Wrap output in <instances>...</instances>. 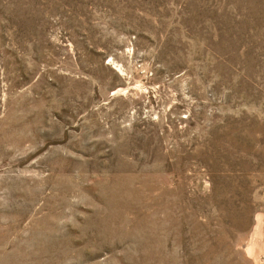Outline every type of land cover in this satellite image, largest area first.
<instances>
[{
    "label": "rangeland",
    "instance_id": "374dc122",
    "mask_svg": "<svg viewBox=\"0 0 264 264\" xmlns=\"http://www.w3.org/2000/svg\"><path fill=\"white\" fill-rule=\"evenodd\" d=\"M0 264H264V0H0Z\"/></svg>",
    "mask_w": 264,
    "mask_h": 264
}]
</instances>
